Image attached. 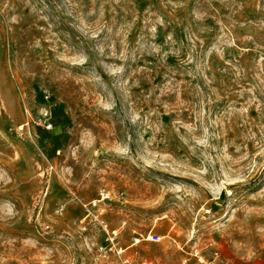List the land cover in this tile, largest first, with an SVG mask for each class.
<instances>
[{"label": "rangeland", "instance_id": "374dc122", "mask_svg": "<svg viewBox=\"0 0 264 264\" xmlns=\"http://www.w3.org/2000/svg\"><path fill=\"white\" fill-rule=\"evenodd\" d=\"M127 258L264 264V0H0V264Z\"/></svg>", "mask_w": 264, "mask_h": 264}, {"label": "built area", "instance_id": "2783aa9c", "mask_svg": "<svg viewBox=\"0 0 264 264\" xmlns=\"http://www.w3.org/2000/svg\"><path fill=\"white\" fill-rule=\"evenodd\" d=\"M48 126L52 127V124H49ZM122 194L121 193H111V192H102L101 193V199L102 200H109L111 203L113 201H116L119 197H121ZM147 239L150 241H158L160 240V236L158 235H148ZM123 264H134L129 258L125 259L123 261Z\"/></svg>", "mask_w": 264, "mask_h": 264}, {"label": "bare ground", "instance_id": "6f19581e", "mask_svg": "<svg viewBox=\"0 0 264 264\" xmlns=\"http://www.w3.org/2000/svg\"><path fill=\"white\" fill-rule=\"evenodd\" d=\"M164 217H166V215H165V216H163V217H161V218H159V219H163Z\"/></svg>", "mask_w": 264, "mask_h": 264}]
</instances>
